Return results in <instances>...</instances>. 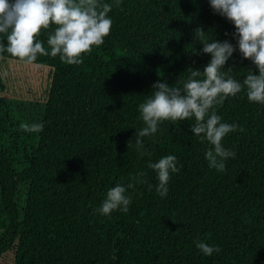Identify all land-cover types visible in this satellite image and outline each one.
Masks as SVG:
<instances>
[{"label": "trees", "instance_id": "1", "mask_svg": "<svg viewBox=\"0 0 264 264\" xmlns=\"http://www.w3.org/2000/svg\"><path fill=\"white\" fill-rule=\"evenodd\" d=\"M104 2L114 5L111 35L83 64L65 65L58 56L33 62L52 69L44 128L35 145L23 148L20 170L0 148L1 205L9 220L0 255L12 251L13 264H264V105L241 92L218 109L224 122L244 129L223 140L236 152L224 173L208 168L209 145L191 133L193 121H165L154 139L145 138L153 162L175 155L182 165L165 198L155 191L150 158L134 144L143 127L137 108L153 83L173 84L210 60L194 52L202 47L195 29L236 44L224 35L234 25L209 0ZM40 39L47 47L46 32ZM234 61L235 78L248 68L258 74L238 49L228 65ZM138 171L147 175L130 190L129 212L99 214L108 188ZM200 240L221 251L203 255L195 246Z\"/></svg>", "mask_w": 264, "mask_h": 264}, {"label": "clouds", "instance_id": "2", "mask_svg": "<svg viewBox=\"0 0 264 264\" xmlns=\"http://www.w3.org/2000/svg\"><path fill=\"white\" fill-rule=\"evenodd\" d=\"M209 4L215 14L234 25L235 31L224 35H230L236 44L219 39L216 33L209 37L208 31L197 27L195 37L202 47L194 52L210 55L208 63L202 68H187L189 75L186 78L180 75L173 84L157 80L151 95L137 108L143 127L136 128L134 144L141 157L150 158L147 167L156 174L155 191L161 198L167 197L169 182L182 165L175 155L162 156L153 162V153L145 147V138L154 139L165 121L172 124L193 121L191 133L209 145L204 153L208 168L224 173L227 162L235 158L236 152L226 148L223 140L228 134L244 129L224 122L218 109L227 98L241 92L246 93L250 103L264 105V0H209ZM119 5L120 0H115V6ZM113 6L104 0H0V55L6 52L29 64L38 57L58 56L65 65H81L83 56L90 55L93 47H100L111 35L113 20L109 13ZM45 32L47 47L45 40L40 39ZM237 49L242 59L250 60L258 69V74L248 68L242 80L232 75L237 64L234 61L229 66L228 62ZM43 128V122L20 125L28 133H40ZM146 175L138 171L108 188L96 211L104 216L114 211L127 214L133 200L130 190L145 183ZM195 246L205 256L221 251L219 246L203 240Z\"/></svg>", "mask_w": 264, "mask_h": 264}, {"label": "rangeland", "instance_id": "3", "mask_svg": "<svg viewBox=\"0 0 264 264\" xmlns=\"http://www.w3.org/2000/svg\"><path fill=\"white\" fill-rule=\"evenodd\" d=\"M0 74L5 84L0 93V148L10 157L14 168L20 170L23 148L35 145L39 134L24 132L20 125L41 122L52 69L48 65L0 56ZM24 189L22 186L17 198L19 202ZM1 200L0 195V233L9 224ZM0 261L13 264V252L1 254Z\"/></svg>", "mask_w": 264, "mask_h": 264}]
</instances>
